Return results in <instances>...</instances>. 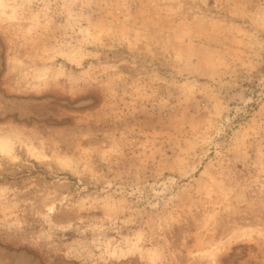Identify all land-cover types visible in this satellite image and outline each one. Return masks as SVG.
Instances as JSON below:
<instances>
[{
	"label": "rangeland",
	"instance_id": "obj_1",
	"mask_svg": "<svg viewBox=\"0 0 264 264\" xmlns=\"http://www.w3.org/2000/svg\"><path fill=\"white\" fill-rule=\"evenodd\" d=\"M0 264H264V0H0Z\"/></svg>",
	"mask_w": 264,
	"mask_h": 264
},
{
	"label": "bare ground",
	"instance_id": "obj_2",
	"mask_svg": "<svg viewBox=\"0 0 264 264\" xmlns=\"http://www.w3.org/2000/svg\"><path fill=\"white\" fill-rule=\"evenodd\" d=\"M37 155H40L39 153H36Z\"/></svg>",
	"mask_w": 264,
	"mask_h": 264
}]
</instances>
